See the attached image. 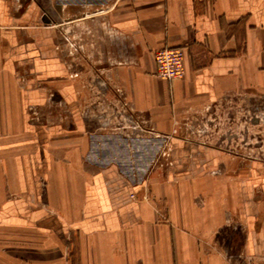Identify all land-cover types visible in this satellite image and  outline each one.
<instances>
[{
  "label": "crops",
  "instance_id": "obj_1",
  "mask_svg": "<svg viewBox=\"0 0 264 264\" xmlns=\"http://www.w3.org/2000/svg\"><path fill=\"white\" fill-rule=\"evenodd\" d=\"M47 1L86 64L38 0H0V233L34 235L0 264H264V0Z\"/></svg>",
  "mask_w": 264,
  "mask_h": 264
},
{
  "label": "rangeland",
  "instance_id": "obj_2",
  "mask_svg": "<svg viewBox=\"0 0 264 264\" xmlns=\"http://www.w3.org/2000/svg\"><path fill=\"white\" fill-rule=\"evenodd\" d=\"M37 3L43 12V15H44L43 20H44L45 24L49 25V26L54 25L55 27H57V29L59 31V37H60L59 41L61 42L62 48L66 46V47H68L69 51L73 53L74 62H76V64H77L76 66L74 64V72L76 73L74 75V77H76V79H78V81H81L80 80L81 75H82L81 73L83 72L82 70H84L83 65L86 64V57H87L86 56V52H87L86 51V48H87L86 47V37L87 36L85 34L84 35L79 34V31L77 34V32L75 31V28L73 29L74 32L71 35L70 28H68V27L66 28V26H65L64 11H62L61 13L58 12V10L61 9L60 5L51 4L52 1L49 3V1H47V0H40V3L38 0ZM78 10H76V16H77L76 18H78V20H79L82 18V12H84V10L83 11L81 9L79 11ZM90 12L97 14L98 13V7L97 6L92 7ZM76 27L78 28V30H80L79 24ZM94 61H95V58H94ZM94 67H95V65H94ZM92 73L94 74V77H95L96 76L95 71H92ZM79 87L85 88L84 86L82 87L81 84L79 85ZM89 89H90V93L94 94V96L91 94L92 95L91 97H94V99H96V96H97L96 94H98L96 91L97 90L96 87H90ZM95 101H96L95 105H97V103H98L97 99ZM100 107L102 108V106H100ZM112 107H113L112 104L108 103V104L104 105L103 109H112ZM95 120H97V118ZM100 120H102L101 117H99V121ZM259 121H260V123H261L260 125L262 126V129H263L264 128V117L259 119ZM125 124L128 125L129 123H125ZM115 125H116V122H115ZM171 153H172V150H171V147H169V149L165 151V154L163 156L164 162L166 160V157H168L166 161L168 162V159H169V162H170ZM125 167H126V170L128 171L129 167L128 166H125ZM33 237H34V235L31 231L8 230V232L5 233V235L0 233V240L5 239L8 242V247L7 248L0 247V252L2 250V252L4 253V252H6V249H7L8 254L15 256V255H17V252L19 251V249H17V247H18L17 244L20 243V241H22L23 239H30ZM39 239L41 240V242H43V241L48 242L49 238H48V235L40 234L37 237V241ZM53 239L54 238H51L52 241H53ZM58 244H60V243L58 242ZM41 248H42V251H44L43 253H48L50 251V249L51 250L56 249L57 256H58V258L60 257V259H61L60 264H69V262H70V258H69V254H68L69 250L67 251L63 247H59V246H57V248H56L53 245L50 246V249H47L45 247H41ZM51 253H54V252H51Z\"/></svg>",
  "mask_w": 264,
  "mask_h": 264
},
{
  "label": "built area",
  "instance_id": "obj_3",
  "mask_svg": "<svg viewBox=\"0 0 264 264\" xmlns=\"http://www.w3.org/2000/svg\"><path fill=\"white\" fill-rule=\"evenodd\" d=\"M156 76L160 79L173 81L184 75V50L181 48H164L154 52Z\"/></svg>",
  "mask_w": 264,
  "mask_h": 264
}]
</instances>
